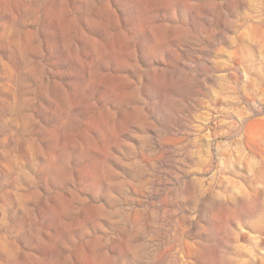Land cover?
<instances>
[{
	"label": "rangeland",
	"instance_id": "obj_1",
	"mask_svg": "<svg viewBox=\"0 0 264 264\" xmlns=\"http://www.w3.org/2000/svg\"><path fill=\"white\" fill-rule=\"evenodd\" d=\"M0 264H264V0H0Z\"/></svg>",
	"mask_w": 264,
	"mask_h": 264
}]
</instances>
